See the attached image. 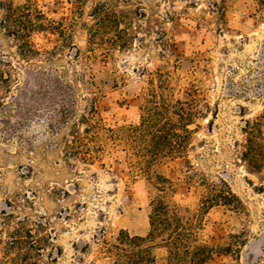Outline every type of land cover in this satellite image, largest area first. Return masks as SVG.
<instances>
[{"label":"rangeland","instance_id":"obj_1","mask_svg":"<svg viewBox=\"0 0 264 264\" xmlns=\"http://www.w3.org/2000/svg\"><path fill=\"white\" fill-rule=\"evenodd\" d=\"M30 1L49 19L72 23L74 46L51 65L27 63L0 28V61L10 65L0 63V81H9L0 83V211L28 219L29 226L50 223L60 254L52 249L50 259L45 251L40 264H104L95 260L100 231L146 237L152 201L161 195L193 212L208 193L201 179L226 182L243 204L240 211L219 205L203 213L198 236L204 243L226 247L236 236V252L214 253L205 264H264V166L249 173L240 159L246 121L264 112V8L258 1L120 3L143 13L131 15L142 44L109 54L89 51L86 28L96 4L116 0H87L76 17L68 0ZM33 40L40 49L58 44L48 33ZM36 78H53L57 87L34 86ZM159 87L170 88L169 99L195 113L183 156L159 158L147 173L125 142L107 139L95 160L72 153L73 135L86 127L76 122L91 104L116 131L141 122L148 91L160 93ZM155 177L168 182L164 193Z\"/></svg>","mask_w":264,"mask_h":264},{"label":"trees","instance_id":"obj_2","mask_svg":"<svg viewBox=\"0 0 264 264\" xmlns=\"http://www.w3.org/2000/svg\"><path fill=\"white\" fill-rule=\"evenodd\" d=\"M87 0H68L76 14L82 11ZM264 8V0H257ZM131 0L103 2L96 4L90 12L91 24L87 26L89 51L100 50L109 54L116 50L122 51L134 45L139 39L134 17H143L140 10L130 12L120 7V3L128 5ZM0 28L8 39L16 42V54L24 62L35 59L46 64H53L58 53L73 48L72 23L65 19L54 21L30 0L15 6L8 0H0ZM48 33L58 38V44L51 49H40L33 40L37 34ZM4 66H10L0 61ZM2 75V72L0 73ZM10 76V75H9ZM90 79V77H89ZM35 84H49L57 87L53 78L32 81ZM0 83H9L1 79ZM93 86L92 77L91 82ZM163 90L148 91V98L143 107V115L138 125L122 127L116 131L106 128L100 118L99 110L91 99L87 116L82 115L78 124H86L83 133L73 135L72 153L82 156V161L98 159L105 151V141L125 142L135 156L141 159L139 170L150 172V167L159 158L167 156H183L190 141L191 124L195 113L184 106L180 100L171 101ZM175 117V119H173ZM75 123V124H76ZM103 132L105 136L100 135ZM244 143L241 145V160L246 163L249 173H258L264 166V112L253 121H246L243 129ZM147 169V170H146ZM157 191L164 193L168 182H159L155 177ZM207 190L201 200V207L191 212L179 205H172L164 197L158 195L152 201L150 214V232L146 237L131 236L120 230L116 235L107 237L102 230L95 237L98 246L96 261L104 264H205L214 253L236 252L234 249L236 236H230L226 247H210L198 236L202 227V215L205 211L222 205L235 211L243 208L241 200L232 192L228 184L220 181V185L199 182ZM0 248L2 258L0 264H40L45 251L52 259V249L60 254L53 244V232L49 222H35L29 226L28 219H16L13 213L0 211ZM3 234V235H2ZM2 235V236H1ZM51 250V252H50Z\"/></svg>","mask_w":264,"mask_h":264}]
</instances>
